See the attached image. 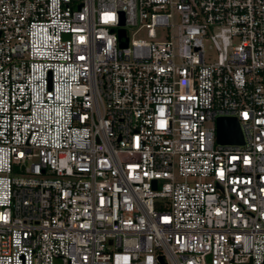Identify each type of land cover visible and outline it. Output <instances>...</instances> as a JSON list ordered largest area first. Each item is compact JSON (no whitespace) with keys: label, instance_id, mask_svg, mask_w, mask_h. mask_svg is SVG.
Segmentation results:
<instances>
[{"label":"built area","instance_id":"2783aa9c","mask_svg":"<svg viewBox=\"0 0 264 264\" xmlns=\"http://www.w3.org/2000/svg\"><path fill=\"white\" fill-rule=\"evenodd\" d=\"M0 264H264V0H0Z\"/></svg>","mask_w":264,"mask_h":264},{"label":"water","instance_id":"95a60500","mask_svg":"<svg viewBox=\"0 0 264 264\" xmlns=\"http://www.w3.org/2000/svg\"><path fill=\"white\" fill-rule=\"evenodd\" d=\"M124 35V29H119V38ZM120 45L126 46L127 40H120ZM216 140L218 143H243V133L239 120L235 115H220L216 119Z\"/></svg>","mask_w":264,"mask_h":264},{"label":"rangeland","instance_id":"374dc122","mask_svg":"<svg viewBox=\"0 0 264 264\" xmlns=\"http://www.w3.org/2000/svg\"><path fill=\"white\" fill-rule=\"evenodd\" d=\"M18 170H19V169H15V172H18ZM18 173H20V172H18Z\"/></svg>","mask_w":264,"mask_h":264}]
</instances>
